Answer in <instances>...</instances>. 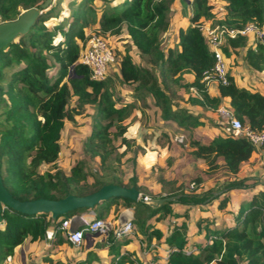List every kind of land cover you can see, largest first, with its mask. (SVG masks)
Here are the masks:
<instances>
[{
    "label": "trees",
    "instance_id": "obj_1",
    "mask_svg": "<svg viewBox=\"0 0 264 264\" xmlns=\"http://www.w3.org/2000/svg\"><path fill=\"white\" fill-rule=\"evenodd\" d=\"M43 1L0 0V22L15 19L23 10L38 7ZM181 1L191 8L190 23L179 29L178 41L173 46L168 34L172 25L171 0H72L65 9L61 7L63 0H54L28 32L0 50V173L16 198L60 199L68 194L86 195L109 183L125 185L112 163L122 162L136 144L126 134L136 104L118 93L117 84L130 86L141 100L152 96L163 120L176 122L190 132L203 122L180 106L179 100L184 99L178 93L180 90L186 91L192 104L217 112L225 106L243 126L264 129L263 93L239 85L231 74L228 85L218 84L214 94L208 91L203 74L214 66L215 57L199 27L223 24L242 28L248 23L262 24L264 0ZM214 2L222 5L221 16L214 10ZM59 17L51 27L49 22ZM92 24L101 35L127 39L118 53L119 73L101 81H92L88 67L80 62L88 39L87 28ZM133 47L137 49L136 56ZM222 51L228 60L242 55L251 70L264 71V42L249 45L247 36L238 35L225 39ZM185 74H192L194 80L188 82ZM73 99L75 104L71 105ZM87 105H93L96 113L84 150L89 157L100 158V170L91 172L88 160L81 159L67 172L58 163L62 131L66 121L74 122ZM190 145L194 158L207 164V174L214 175L223 169L229 178L207 190L202 189L201 175L193 177L192 187L177 184L176 180H163L162 189L167 191L153 194L138 184L134 172L127 186H135L153 199L180 197L159 207L123 197L101 201L94 207L98 208L97 218H105L111 211L117 217L122 208L133 209L135 229L146 236L148 244L156 238L171 248L165 264H264V184L257 178L239 176L253 157L255 147L245 137L230 133L208 143L192 138ZM43 164L51 165L53 170L41 172ZM233 190H245L247 197L237 207L228 208ZM214 200H218V209L229 212L231 221L216 228L206 217L197 221L196 233L202 234L204 241L198 244L196 252L189 247L188 223H177L176 219H188L193 206L206 205L203 210H208ZM177 204L188 207L179 213ZM81 210L85 208L54 219L50 213L24 214L6 209L0 223V264L14 256L26 240L47 239L50 227L54 228L50 240L70 242L61 228L62 222ZM169 216L175 221L167 234L152 228V220ZM108 234V240L114 242V233ZM47 261L72 264L53 258ZM91 261L87 258L73 264ZM111 264L141 263L123 254Z\"/></svg>",
    "mask_w": 264,
    "mask_h": 264
},
{
    "label": "crops",
    "instance_id": "obj_2",
    "mask_svg": "<svg viewBox=\"0 0 264 264\" xmlns=\"http://www.w3.org/2000/svg\"><path fill=\"white\" fill-rule=\"evenodd\" d=\"M184 12H180L178 15L172 14L171 22H175L176 24L174 25L177 26L176 35L173 37L172 43H169L172 46L178 41L179 29L186 28L190 23V18H188V16L191 15L190 6H187V12H189L187 17L185 16ZM173 23L168 34H170L171 29L173 28ZM124 42L126 43L127 39H125ZM248 44L253 46L255 45V40L252 36L248 37ZM122 48H124V46H122L121 49ZM132 49L134 55L136 56L137 49L135 47ZM136 60H138L137 57ZM229 62L230 74L235 77L239 85L252 90L260 91L264 94V71L257 72L251 70L245 64L242 55L232 56L229 58ZM185 78L188 82H192L194 80V76L192 74H185ZM217 86L218 84L216 83L209 85L208 91L211 94L216 93ZM122 88L121 96L124 97L126 95L124 97L126 101H131L136 104V111L133 114L132 125L129 127L126 133L128 136L136 140V144L132 146V151L134 150V154L131 158L134 161L133 165H131V170L126 171L123 169L124 174L119 176L123 183L125 185L129 183L130 178L134 175L133 169L138 178V184L145 186V190L148 193H165L167 189H165V191L162 189L163 180H176L177 184L186 183L180 179L181 175H178V173L173 177H170L168 170L166 171L168 172L167 176L161 172L164 170L163 167L166 164L167 158H173V156H176L175 138L179 139L182 137L183 139L179 140H181V142L187 141L185 147H187L189 150L187 158L188 161L186 159L185 162H192L193 166L195 165L194 163L197 162L200 163L201 167H203L201 170L194 172V177L201 175L204 178V182H202V189L207 190L216 186V184L219 182L212 180L213 185L211 187L204 188V185L210 182L208 181L209 179L206 178V175L207 177L210 176L206 173L208 166L203 159L194 158L191 153L194 148L191 147L190 141L192 138H197L201 139L205 143H208L217 136H225L228 133L226 128L227 124L222 116L217 111L205 109L200 105L190 103L188 101L189 95L186 93V91L180 90L178 93L184 96V99L179 100L180 106L198 116L199 120L203 122L202 126H199L190 132L178 126L176 122L163 120L160 116L159 109L153 103L152 96L146 95L145 100H141L139 97H135V91L130 86L122 85ZM131 152L129 151L127 156H129V153ZM180 161H182V159H180L178 156V158L175 160V163L177 164ZM256 161H260L259 165L264 164V148L255 150L253 157L243 166V168L245 167V169L248 171L247 176L250 178H259V183H261V166H258V163L255 165L254 162ZM153 169H159V172H156V170L153 171ZM233 191L237 192L238 190ZM233 191H231V195L233 194ZM140 193L150 197L147 193H143L141 191ZM241 196L242 199H240L238 203L246 199L247 193ZM175 207L179 213H183L186 209H182L185 207L184 204H177ZM205 207L207 206L197 205L191 207L189 211V219H194L196 214H199V216L204 214L205 210L203 209ZM97 212L98 211L96 208H85V210L73 213L71 216H69L71 218L69 229L72 227H75L76 229L85 228L86 223L97 218ZM134 213L135 211L133 209L122 208L117 217H114V214L111 211L109 214H107V216H105V219L111 221L113 226L117 227L119 226L118 222L121 220L123 222L126 221L132 216V214L134 216ZM171 218L172 219L170 220L169 216L165 220H152V228H159L162 232L167 234L169 231V225H172L173 221H175L174 217ZM180 219L185 218H178L176 220ZM189 227L190 232L192 233L194 229L191 227V225ZM50 231H54V228L50 227L48 232ZM85 234L86 236L80 245L74 244L71 240V243L65 240H50L49 233L48 238L43 241L31 243V241L28 239L18 250L21 258V264H30L29 262L31 260V256H35V260L32 261L33 264H49L47 261L48 258H53L54 260H59L64 263L70 262L72 264L77 263L78 261H85V259L89 258L92 260L90 264H111L116 262L123 254L129 255L133 260H135L136 263L165 264L171 251L169 246L160 243L156 238L151 240V242L148 244L146 236L140 234L137 229H134V231L126 237L119 239L114 237V242H110L108 240L109 234L100 235L98 233H92L89 231H86ZM203 241L204 239L202 234L195 233V235H193L189 241V247L193 250H196L197 252L198 244L202 243ZM28 243L34 245L33 253H28L25 251V244L28 245ZM13 257L14 256H11V259H13ZM10 262L11 261H9L7 258L5 264H10Z\"/></svg>",
    "mask_w": 264,
    "mask_h": 264
},
{
    "label": "rangeland",
    "instance_id": "obj_3",
    "mask_svg": "<svg viewBox=\"0 0 264 264\" xmlns=\"http://www.w3.org/2000/svg\"><path fill=\"white\" fill-rule=\"evenodd\" d=\"M72 0H63L61 7L62 8H66V6L68 4H70ZM171 6L173 8L174 11H172V14H180V12H184L185 16L187 17L189 15V12H187V7L184 6L183 2L181 0H171ZM213 7L214 10L217 11V13L221 16V12L223 10L222 5L214 2L213 3ZM188 18H190V16H188ZM61 19V17H59L58 19H52L49 24L52 27L55 23H58V21ZM173 23V22H172ZM176 24L175 22L173 23V28L171 29V32L169 34V41L170 43H172V39L173 37L176 35L177 32V26L174 25ZM95 25L92 24L87 28V33H88V37L90 34L95 32ZM108 42L109 45L111 46V48L113 49V51L116 54V61L111 65V69H109L108 74L111 76L117 75L118 74V70H119V56L118 53L123 49H121L122 46L125 45V39L124 36H109V35H102ZM230 63V62H229ZM118 68V69H117ZM117 88H118V93L122 92V85L120 86L119 84H117ZM126 96V95H125ZM124 96V97H125ZM74 99L71 101V105H74ZM96 113V108L93 105H87L86 106V110L84 111L83 114L77 115L76 116V120L70 121L67 120L65 127L62 131V137H61V154L58 160V163L61 167H63L67 172L70 171L71 167L76 163L77 160H81V159H87L89 162L88 168L91 170V172H97L100 170V165H101V161L99 157L96 158H91L89 157L88 154L85 153L84 150V142L86 141L90 131H91V125H92V121H93V117L95 116ZM115 132V130H113ZM179 139H183L182 137H180ZM178 138H175V155L172 157L167 158L166 164L163 167V172L164 175L167 176L166 172L167 170L169 171V175L170 177L174 176L175 174L178 173V175H181L180 179H182L184 182H186V185L189 187H192L193 185V177L195 176V171L197 170H201L200 163H194L195 165H192V162H185L186 159L188 158V148L185 147V144H187V141L185 142H181V140H179ZM117 145L119 144V141H116ZM133 149V147H132ZM132 149L130 150V152L132 151ZM134 151V150H133ZM129 153V156H126L128 158H123L122 162H115L112 163V165H114L115 167H117L115 173L116 175L120 176L121 174H124L123 169L126 171L131 170L133 165V159L131 157H133L134 152ZM182 159V161L178 162L177 164L175 163V160L178 158ZM184 161V162H183ZM188 161V159H187ZM260 161H256L254 162L255 165L261 166V179L264 181V164H260ZM131 166V167H130ZM200 167V168H199ZM160 169V168H159ZM159 169H155L156 172H159ZM49 170H53L52 166L49 164H43L40 167V171L44 172V171H49ZM153 169V171H155ZM260 170V169H259ZM250 171V170H249ZM133 172L134 169H133ZM248 171L245 169V167L241 170V172L239 173V176H244L247 175ZM183 176V177H182ZM206 178H208L210 182H208V184L204 185V188L206 187H211L213 184V181H217V182H222L225 179L229 178L228 175L224 172L223 169H220L218 172H216V174L214 175H210ZM213 180V181H212ZM263 188V187H262ZM232 198L228 204V208L230 207H237L238 202L240 199H242L243 194H246V191L243 190H238L233 191L232 192ZM220 195V193H217L216 196ZM217 203L218 200H214L212 202V204H210L208 206V210H205L204 214H201V216H199V214H196V216L194 217V219L190 220L189 218H185V219H180L177 220V223H180L182 221L188 223V225L194 229V231L191 233L190 229H189V237L190 239L192 238L193 235H195L196 233V227H197V221H199L200 219H205L208 218L209 220L213 221V228L216 227H224L225 224L229 223L231 221L230 218V214L229 212H226V210H221L217 208ZM185 207L182 209L187 208L188 206L186 204H184ZM227 208V209H228ZM98 211V208H96ZM181 209V210H182ZM72 215V214H71ZM70 215V216H71ZM172 216H170V220ZM204 217V218H203ZM208 220V222L205 220L204 222L209 223L210 221ZM180 221V222H179ZM193 225V226H192ZM204 232V231H202ZM200 239V238H199ZM122 241V240H120ZM202 241V240H201ZM32 243V242H31ZM42 244V243H41ZM82 244V243H81ZM34 245L28 243L25 244V251L28 253H33L34 252ZM21 248V247H20ZM35 256H31V260H30V264H33L32 261L35 260L34 258ZM11 261L10 264H21V258H20V254L19 252L16 253L13 257V259L9 260Z\"/></svg>",
    "mask_w": 264,
    "mask_h": 264
},
{
    "label": "built area",
    "instance_id": "obj_4",
    "mask_svg": "<svg viewBox=\"0 0 264 264\" xmlns=\"http://www.w3.org/2000/svg\"><path fill=\"white\" fill-rule=\"evenodd\" d=\"M199 27L205 36L209 49L215 57L214 66L203 74V80L208 86L215 83L222 85L230 83L229 60L222 51L225 39L242 35L247 37L252 36L255 40V45L256 43L264 42V23H248L242 28L229 27L223 24L215 26L203 24L199 25ZM115 61L116 54L109 45V42L97 32L90 34L80 55V62L89 69L90 79L92 81H101L106 78L111 65ZM218 112L227 124L228 133L234 137H245L256 150L264 148V129L255 130L247 125L243 126L225 106H221ZM70 223L71 218H65L61 228L66 231L68 238L76 245H80L83 242L85 231L95 232L100 235L113 232L114 236L119 239L130 235L135 229L133 215L117 227H114L112 222L105 218H95L86 223L85 228H77L71 232L69 230ZM48 233L49 237H52L54 231ZM8 260H11V257H8Z\"/></svg>",
    "mask_w": 264,
    "mask_h": 264
},
{
    "label": "water",
    "instance_id": "obj_5",
    "mask_svg": "<svg viewBox=\"0 0 264 264\" xmlns=\"http://www.w3.org/2000/svg\"><path fill=\"white\" fill-rule=\"evenodd\" d=\"M53 1L44 0L38 7L34 6L23 10L17 18L0 22V50L13 42L19 35L28 32L43 11L47 10L53 4ZM261 183L264 184V181L261 180ZM217 193L220 192H216L215 195ZM120 197L129 198L134 201H142L153 207H159L166 201H173L179 198L180 195L153 199L141 194L135 186L109 183L103 185L97 191L86 195L68 194L60 199L41 197L20 200L7 189L0 173V223L3 221V213L6 209H13L24 214L50 213L52 218L55 219L82 208H94L101 201H112ZM124 222L121 220L118 224L122 225ZM69 230L73 232L76 228L72 227Z\"/></svg>",
    "mask_w": 264,
    "mask_h": 264
}]
</instances>
